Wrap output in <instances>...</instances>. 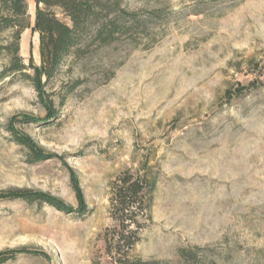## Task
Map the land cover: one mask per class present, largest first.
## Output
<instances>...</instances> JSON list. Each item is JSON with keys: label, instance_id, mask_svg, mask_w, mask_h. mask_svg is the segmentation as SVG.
Here are the masks:
<instances>
[{"label": "rangeland", "instance_id": "obj_1", "mask_svg": "<svg viewBox=\"0 0 264 264\" xmlns=\"http://www.w3.org/2000/svg\"><path fill=\"white\" fill-rule=\"evenodd\" d=\"M27 1L20 54L39 64L36 1ZM122 5L163 11L143 32L67 56L45 85L57 109L48 121L29 80L1 75L10 33L0 31V194L37 190L69 209L0 197V251L15 253L3 264H119L105 234L115 226L110 182L125 170L155 181L130 256L264 264V0ZM22 114L39 119L14 125L40 146L39 161L7 129ZM179 248L195 257L184 262Z\"/></svg>", "mask_w": 264, "mask_h": 264}, {"label": "trees", "instance_id": "obj_2", "mask_svg": "<svg viewBox=\"0 0 264 264\" xmlns=\"http://www.w3.org/2000/svg\"><path fill=\"white\" fill-rule=\"evenodd\" d=\"M35 1L33 30L39 37V64L32 60L25 63L20 54L21 34L26 28L32 27L28 1L0 0V31L8 29L10 33L9 41L2 46L8 56V64L1 75L20 74L22 78L29 80L47 111V121L56 117L57 109L46 92L45 85L58 72L67 56L80 58L91 52L94 45L109 46L121 33L139 29L143 32L148 29L151 19L160 16L163 11L160 7L129 10L122 5V0ZM56 9L62 17L57 15ZM80 83L77 79L67 91ZM38 121V118L22 114L12 116L7 123L11 139L29 151L28 159L31 162L39 161L45 154L28 134L18 131L14 125L18 122ZM154 185L155 181L148 178L145 171L140 173L131 170L119 173L110 182L109 211L115 226L111 233L105 234V249L108 254L116 256L115 260L119 264H171L169 261L143 260L130 256V251L138 241V218L140 215L149 217L148 195ZM0 197L3 200L22 199L27 203L44 202L60 211L69 212L68 207L57 198L37 190L13 188L2 191ZM81 207L80 213L85 212L86 206L82 204ZM178 256L188 263L195 257V252L189 248H179ZM13 258V250L0 251V264Z\"/></svg>", "mask_w": 264, "mask_h": 264}]
</instances>
